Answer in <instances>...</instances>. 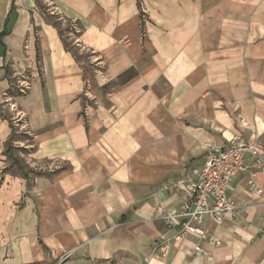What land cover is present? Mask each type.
I'll use <instances>...</instances> for the list:
<instances>
[{
	"label": "crops",
	"instance_id": "crops-1",
	"mask_svg": "<svg viewBox=\"0 0 264 264\" xmlns=\"http://www.w3.org/2000/svg\"><path fill=\"white\" fill-rule=\"evenodd\" d=\"M44 1L51 15L81 21V44L102 70L86 76L37 1L15 0L0 104L31 136L30 168H67L32 182L25 169L3 175L0 161V264L63 255L68 264H264V164L250 156L228 191L240 216L222 227L206 221L220 245L176 239L158 218L159 208L189 201L186 169H201L211 149L235 136L264 144V0ZM11 5L0 0V33ZM37 63L41 75L11 99L5 67ZM10 136L0 118V145ZM162 238L171 239L164 256L153 253Z\"/></svg>",
	"mask_w": 264,
	"mask_h": 264
},
{
	"label": "built area",
	"instance_id": "built-area-1",
	"mask_svg": "<svg viewBox=\"0 0 264 264\" xmlns=\"http://www.w3.org/2000/svg\"><path fill=\"white\" fill-rule=\"evenodd\" d=\"M247 156L256 166H263L264 144L259 141L248 142L241 136H235L228 140L225 147L211 149L201 169H186L194 177L185 179L180 185L188 192L189 201L179 210L158 209V218L166 223L168 230L174 233V238L196 235L220 245V241L210 234L205 224L208 220L215 227H222L227 221H234L240 216V208L228 196V191L233 179L247 170ZM255 177L256 173L253 172L250 181L253 187ZM170 243L171 239L162 238L155 243L153 253L166 255ZM195 252L204 253L200 247H196ZM69 258L70 255H63L53 262L35 264H68Z\"/></svg>",
	"mask_w": 264,
	"mask_h": 264
},
{
	"label": "rangeland",
	"instance_id": "rangeland-1",
	"mask_svg": "<svg viewBox=\"0 0 264 264\" xmlns=\"http://www.w3.org/2000/svg\"><path fill=\"white\" fill-rule=\"evenodd\" d=\"M36 1L39 8V13H41V15L46 18L49 24L52 25L54 21H60V28L63 33V38L66 40L70 48H72L76 53V60L83 65V68L85 69L84 73L86 74V76H94L96 72H101L102 67L100 63L96 62V55H92L91 50L81 44L80 37L82 35L79 34L81 28L78 24L75 23L77 20L67 19L57 14L51 15V7L48 6V2H45L44 0ZM12 18L13 20L15 19V14L12 15ZM38 30L39 28L34 23L32 32L37 39ZM142 32H145V26H143ZM37 46L38 45L36 42V48L39 51ZM40 68L41 67L39 63H37V67L34 68L33 71L30 70L19 73L10 68V66L5 67V77L10 83L9 95L11 99H17L28 91L27 87L29 83L32 82L33 76L36 77L38 75H41ZM11 109L12 108L0 104V118L6 120L11 129V136L7 139V142H5L3 145H0V161L8 162L7 168L3 170L2 174L4 175L6 173H13L21 174L23 176L22 169L14 164L13 161L7 156V149L9 146L13 148L15 158L20 161L21 167L25 169V172H27L26 174L29 175L32 182L37 176H54L53 171H58L60 168H67L66 164H58L51 160H42L41 162H37L35 168H30V166L26 164L25 157L32 154L31 151L33 150V148L31 147V145L33 143L31 140V136L28 134L27 129L25 128L24 122L13 115Z\"/></svg>",
	"mask_w": 264,
	"mask_h": 264
},
{
	"label": "trees",
	"instance_id": "trees-1",
	"mask_svg": "<svg viewBox=\"0 0 264 264\" xmlns=\"http://www.w3.org/2000/svg\"><path fill=\"white\" fill-rule=\"evenodd\" d=\"M15 11H16L15 0H12L11 11H10L9 16L7 18V23L5 24V29H4V31L2 33H0V48H5L6 47L5 44L3 43V38L11 33V27H10L11 17L10 16ZM75 23L78 24L79 27L81 28L79 34L82 35L83 27L81 25V22L79 20H77ZM52 26L57 29L59 35L61 36V39L63 41V44H64V47H65L66 51L71 53L76 59V57H77L76 53L74 52V50L72 48H70V46L67 44L66 40L63 38V33H62L61 28H60V21H58V22L54 21L52 23ZM37 60L38 61L40 60L39 55L37 56ZM7 156H8V158H10L13 161L14 164H16L19 168H21L24 171V168L21 167L20 161L17 158H15L14 153H13V148H11V146H9L8 149H7ZM24 173H25L24 174V178L29 180L28 174L26 175V172H24Z\"/></svg>",
	"mask_w": 264,
	"mask_h": 264
}]
</instances>
